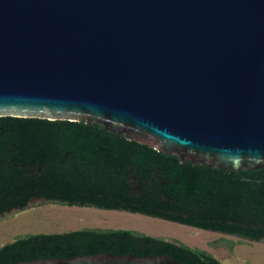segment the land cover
Masks as SVG:
<instances>
[{
    "label": "water",
    "instance_id": "water-1",
    "mask_svg": "<svg viewBox=\"0 0 264 264\" xmlns=\"http://www.w3.org/2000/svg\"><path fill=\"white\" fill-rule=\"evenodd\" d=\"M0 117L86 121L181 161L264 169V0H0Z\"/></svg>",
    "mask_w": 264,
    "mask_h": 264
},
{
    "label": "trees",
    "instance_id": "trees-1",
    "mask_svg": "<svg viewBox=\"0 0 264 264\" xmlns=\"http://www.w3.org/2000/svg\"><path fill=\"white\" fill-rule=\"evenodd\" d=\"M35 198L264 240V169L222 170L181 161L86 121L0 117V215L26 210ZM101 253L222 264L177 240L102 228L19 236L0 247V264Z\"/></svg>",
    "mask_w": 264,
    "mask_h": 264
},
{
    "label": "rangeland",
    "instance_id": "rangeland-1",
    "mask_svg": "<svg viewBox=\"0 0 264 264\" xmlns=\"http://www.w3.org/2000/svg\"><path fill=\"white\" fill-rule=\"evenodd\" d=\"M84 228L128 229L177 240L189 247L208 251L222 264H264V242L129 212L64 205H40L0 220V247L27 234L63 233ZM230 246H233V251Z\"/></svg>",
    "mask_w": 264,
    "mask_h": 264
}]
</instances>
